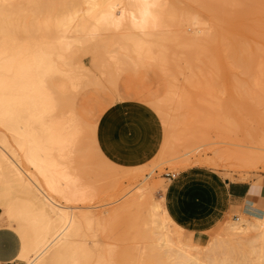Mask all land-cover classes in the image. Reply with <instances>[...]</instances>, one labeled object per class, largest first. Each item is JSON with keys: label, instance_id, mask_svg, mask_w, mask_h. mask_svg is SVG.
<instances>
[{"label": "bare ground", "instance_id": "1", "mask_svg": "<svg viewBox=\"0 0 264 264\" xmlns=\"http://www.w3.org/2000/svg\"><path fill=\"white\" fill-rule=\"evenodd\" d=\"M225 1L228 0H215L214 2L203 0V4L200 3V5H203L204 9L206 8L209 13H212L211 17L213 19H215V16L223 18ZM171 3L169 0H0V227L12 230L19 238V251L16 257L12 258V261H18L17 264H114L115 256H113L111 250V240L109 241L99 233L103 229L106 218L101 215L102 213L98 214L93 210L90 206L93 204H83L88 200L87 197H91L93 193L89 190L90 187L87 188L88 185L83 186L81 184L80 177L71 172L72 169L69 168V153L72 150L77 152L80 150L79 142L82 133V127L75 109L78 110L80 107L82 110V107L79 106L81 104L79 95L81 98L85 89L90 88V86L85 87L87 82L83 84L85 89L79 87L82 77L85 76H83V71H76V68H82L81 65L76 64V58H78L76 53H80V50L86 45L90 51L93 50L94 52L95 49L90 48L92 42L95 44L99 41L103 43L110 42L118 47H104L105 50H103L112 62L118 61L120 55H123L124 58L129 59L128 62L132 61L133 66H136L135 64L147 62V60H151L150 58L155 57L152 54L154 43L157 41L165 43V39L162 41L159 39L165 38V35L168 37L167 34L177 30L185 31V25L187 24L194 26V33L188 35L180 32V36L185 41L187 40L193 46L197 45L198 47L201 40L208 41L211 44L215 39V35L213 31H208L211 27L210 23L206 21L207 19L203 20V18L200 19L198 16L190 14L184 10L185 7L181 11L179 10V20L177 22L168 21L174 8ZM158 5L163 6L161 12L156 10ZM220 10L223 16L219 13L214 15L215 12H220ZM104 31H108L106 32L108 35L104 33L102 37L101 33ZM177 36L179 37V35ZM182 37L180 38L182 39ZM159 42L158 44H161ZM174 42H176V39ZM167 44L169 45V43ZM81 46L82 48H79ZM78 48L80 50L77 52ZM161 48L166 49L164 45ZM88 49L86 50L88 51ZM238 50L237 54L233 53L236 62L248 69L247 67L252 63V57L254 56H251L252 54L248 52H242L244 50L242 46ZM87 51L83 50V53L86 52L84 54H87ZM90 51L91 57L92 54L95 57V52ZM204 51L203 48L199 50L203 54ZM199 52H197V55H200ZM79 53L77 55L79 58L84 55L81 54L82 50ZM160 53L162 52L160 51ZM100 54L99 50V56L102 55ZM165 54L166 52L163 56ZM197 55L195 54V56ZM99 59L101 58L99 57ZM120 59L118 62L122 63V58ZM97 60V57L96 60L93 59V61ZM99 61L98 63H100ZM98 63L93 62V66L94 64L98 65ZM90 64L92 65V62ZM114 65L116 64L114 63ZM149 65L151 71L152 66ZM129 67L128 65L129 70L126 71L125 69L123 71L126 75L120 72L122 75L115 77L117 81L123 75L127 78L132 77L130 74L134 68L130 70L132 67ZM139 68V72L136 73L137 70H135L133 76L140 78L144 76L145 78L146 75V80H148L147 78L150 79L152 74L155 73L156 75L158 69H155L156 72L148 76V69L144 68L147 70V74H145L143 66ZM108 69L105 68L110 72V69ZM112 70L115 71L117 68L115 70L112 68ZM261 70H264L263 62ZM99 72L102 73V71ZM126 72H129L130 74H128L131 77ZM90 73L92 72L90 71ZM87 75L89 74L87 73ZM144 78H141V80H144ZM117 86L121 85L118 84ZM117 86L115 85V88ZM154 87H156L155 84ZM77 88L84 91H80L83 94H78V89L77 99L74 100L75 107L73 108L68 104L71 101H68V99V103H66L63 95H67V93L71 95L73 92L71 93L70 90L74 91ZM135 88L137 89V87ZM93 89L85 91L86 95H84L88 103L86 101H82V103L86 106L90 100L95 101L94 99H99V96L101 98L100 93L102 94L105 90V88L102 91L100 88L97 90V86ZM67 90L70 92H66ZM104 94L106 95V93ZM70 95L67 97L72 98ZM90 95L96 96L94 98L91 96L93 98L91 99ZM97 96L98 98H96ZM104 99L110 103L107 98ZM97 101L92 105L102 103V100L101 102ZM65 104L69 107H65ZM89 105L91 106V104ZM94 106L90 109L96 110L98 104L96 107ZM103 106L105 107V105ZM97 110L100 112L99 109ZM96 111L95 113L98 116ZM257 112L259 113V111ZM83 115V118H85V114ZM193 115L196 116L197 114L194 113ZM97 116L95 122L90 121L91 124L89 122V127H92H90L92 133L89 146L92 144V151L96 150L102 157L101 159L106 160L107 165L108 162L110 163L109 167L111 168L114 167L111 166L112 164L115 167L118 164L108 160L99 145V138L106 135V130L111 127L121 130V127H123L131 131V135L134 137L135 135L146 136L150 134L146 120V118H150V114L147 112L115 108L110 103L107 104L98 118ZM256 119L264 123L263 115L256 117ZM187 122L186 124L189 126L191 122ZM193 133L190 132L191 136H193ZM120 137L121 135L116 140L115 148L118 154L123 155L126 159L128 144L121 141ZM154 140L153 138L144 139L139 146L142 147L141 150L149 152L150 160L157 161L159 158L162 159L167 150L164 145L162 147L159 145L161 148L158 149L157 141ZM166 145L172 148L170 143ZM162 149H165V151H162ZM161 152L165 153L162 154ZM92 155L94 156V153ZM155 158L157 159L155 160ZM96 159L99 160V158ZM145 160L147 162V159H142L143 162L140 163H136L138 160H132L131 162H135V164L133 163L132 166L126 165V167L141 172L147 164L144 162ZM95 163H98V161ZM150 186L148 187L147 182L146 184H140L136 188V194L134 193L135 196L131 199V202L127 201L125 205H119L122 208L121 211H127L130 207H133V204L143 203L142 198L147 199V201L149 198L152 199ZM172 186L173 184H169L166 187L167 196H162L157 200L153 198L152 201H149L151 204L149 205L148 202L147 206L149 209L152 208L151 210L147 209L149 218L147 216L146 220L149 219L148 227H150V234L152 233L151 235L154 238V247H157L155 253H158V256L155 255L158 257L156 260L159 264L160 262L163 264H250L249 261H252L250 254H253L252 252L255 253L259 250L264 256V214H243L241 211L242 216L237 215L236 218L224 221L219 234L203 248H195L196 243L193 245L184 242L182 239L184 225L178 223L174 217L175 210L173 207L179 201L171 189ZM89 193L90 195H88ZM91 199L92 197L89 200ZM116 215L118 216V214ZM250 233H253L252 237H249ZM260 258L262 259V257ZM257 259L254 264H256V261H261V259ZM0 264H2L1 261Z\"/></svg>", "mask_w": 264, "mask_h": 264}, {"label": "rangeland", "instance_id": "2", "mask_svg": "<svg viewBox=\"0 0 264 264\" xmlns=\"http://www.w3.org/2000/svg\"><path fill=\"white\" fill-rule=\"evenodd\" d=\"M214 1L211 0V2ZM169 2H172L171 4L174 8L173 12L169 15L168 21L173 20L174 22H177L179 20L178 12L184 7V10L190 14L196 15L200 19L203 18V20L207 19L206 21H208L211 26L208 31H213L215 35V39L211 42V44L208 41L201 40L202 42L200 41L199 45V47H201L199 48L197 45L193 46L192 43L187 42V40L185 41L184 38L180 36V32L183 34L187 33L188 35H193L194 33V26L187 24L185 25V31L177 30L174 31L175 33L173 32L167 34L168 37L165 35V38L162 37L159 39L161 41L165 39V43L162 41L164 44L159 41L153 44L154 47L152 46V48L154 50L152 49V54L155 56L154 58H150L151 60H147V62L144 61L145 63L140 62L135 64L136 66H133L134 63L132 61L128 62L129 59L127 57L124 58L123 55H120L121 57H119L118 60L120 61V58H122V63L118 61L112 62V60L107 57L104 51L105 48L112 46H114V48L118 47L113 45V43L108 42V44L99 41L98 43L100 44L96 43V45L92 42L93 46L90 43V48L95 50L98 49L97 51L94 50L95 53L93 50L90 51L87 45L81 49L82 53L79 49L82 48V46L77 49V52L80 50L81 54L86 53H83V50L87 51L86 49H88V53L81 55V59L77 56L79 52L76 53V57H78L76 58L77 61L75 60L76 64L81 65L82 67L76 68V71H83V76L85 77H82L79 87L85 89L86 86H90V88L86 87V92L89 89L95 88V86H97V90L100 88L101 91L105 88L103 93H100L101 98L99 96V99H97L99 101L94 99L97 102H101L102 100L103 104L95 103L96 105L94 106L92 103L95 101L90 100L89 104H91V106L89 104H87V106L86 104L84 105L82 101L84 102L87 99L85 96L86 92L80 88H77L74 91L70 90L71 93L73 92V95H70V93L63 95L65 102L68 103L67 100L69 99L68 101H71L68 103L69 106L74 108V100L75 98L77 99L76 96L78 94H83V92L80 93V91H84L85 94H83L81 98L79 95V100H81V104L79 106L82 107V110L80 107L79 109L81 111H78L79 109H75L76 115L79 119L78 121L82 127V142L80 140V150L78 152L76 150H72L71 153H69V168L73 170H70L71 172L80 177L81 184L83 186L88 185L87 188L90 187L91 189L89 190L93 193L91 195L92 199L89 200L91 197H87L88 200H86L83 204H93L90 205L93 210L98 214L102 213L101 215H104L106 218L104 220L105 223L103 229L102 231H99V233L106 237L109 241L111 240V250L113 252V256H115L114 264H156V262L159 264L156 260L158 259V257H156L158 253H155L157 251V247H154V238L153 235H151L152 233L150 234V227H148L149 219L146 220L149 214L147 213V209H149L147 208L148 202L152 201L153 198L154 200H157L162 196H167L166 187L169 184H181V180L183 178V174L181 172H187V168H206L222 178H228L229 180L234 181L260 183L264 186V123H261L256 119V117L260 115H263L264 117V70H261L262 62L264 64V0L225 1L224 3H226V5H223L224 14L221 13V10L220 12L217 11L214 14L217 15L219 13L221 16L224 15V17L217 18L215 16V19L211 17L212 13H209V10L206 8L204 9L202 7L203 5H200V3L203 4V0H169ZM156 10L157 12H161L163 10V6L158 5ZM106 32L108 31H104L101 35L104 33L108 35ZM170 35L171 38L169 39ZM177 35H179V37ZM104 37L106 36L104 35ZM180 37H182V39ZM175 39L176 42L181 39V42L178 41L176 43L174 42ZM158 42L161 44H158ZM167 43H169V45ZM170 44L172 45L170 46ZM163 45L167 51L170 49L173 50L167 52L165 51L166 49L161 48ZM240 46L244 49L242 52H248L252 54L251 56H254L252 57L253 64L251 63L249 67H247L248 69L242 66V64H238L235 60V54L239 52L238 49ZM202 48L205 50L204 54L203 52H199ZM99 50L101 54L106 57L101 54V56H99ZM195 50L199 52L198 54L200 55H197ZM89 51L93 52L96 56L94 57L92 54L91 57ZM160 51L162 53H160ZM165 52L168 54L163 56ZM156 53L159 55L158 57H156ZM195 54L197 56H195ZM96 57L100 60V63H98V60L93 61L94 58L96 60ZM99 57L101 59H99ZM155 58L158 59L156 60ZM89 59L92 60L90 61ZM106 59L109 60L107 61ZM104 60L110 63H107ZM91 62L92 65L90 64ZM93 62L98 63V65L94 64L95 67L99 66L96 67L97 69L93 66ZM114 63L116 65H114ZM106 65L107 67H105ZM128 65L130 67L133 66L132 68L129 67L130 70L134 68L131 74L128 72L132 77L126 72L131 78L124 77L126 74L123 71H125V69L126 71L129 70ZM148 65L152 66V72L150 71L151 68L148 67ZM109 66L114 70L117 68V70L113 71ZM142 66L144 72L147 71L145 69H148V72L150 73H148V76H150L153 72H156L155 69L157 68L158 74H152L153 77L151 76L150 79L147 78L149 81L146 80V75L145 78L141 75L143 76L141 78H144V80H141L138 76H133L134 71L137 70L136 73L139 72L138 68H142ZM118 67L120 68L119 70ZM84 68L87 70L85 71ZM89 68L91 70H88ZM105 68H109L110 70H108L110 72L105 70ZM90 71L92 73H90ZM99 71H102V73ZM111 71L112 73L115 72V76L111 73ZM120 72L124 73V75L123 77L118 78L117 81V78L115 77H118L121 74ZM87 73L89 75H87ZM145 74H147V72ZM85 83L86 85L84 87L83 84ZM117 83L121 86H117ZM154 84L156 87H154ZM115 85L117 88H115ZM149 86L150 91L148 90ZM135 87H137V89ZM68 91L69 90L66 92ZM104 93H106V95ZM68 94L72 96L73 101L72 98L67 97L69 96ZM88 94H90V92H88ZM91 96H93V98L95 97L94 95H90L89 97L91 98ZM103 96H105L104 98H107L115 108H127L135 112L144 111L150 114V118H146L150 134L146 136L135 135L134 137L131 135V131L128 130L127 138L125 135L120 137L121 141H125L128 144L125 155L126 159H131V161L138 160L136 163H140L142 159H147V162L146 160L144 161L147 164L141 172L137 169L136 172L135 170L126 167V165L132 166L135 162H126L127 164L125 163L122 166L117 165L116 167L111 163V166H114L111 168L109 167L110 163L108 162L107 165L106 160H102V157L96 152V150L92 151V144L89 146L91 143L90 135L92 133V130L90 129L91 126L89 127V122H95L94 120H96L97 116L95 111L97 109L100 110V112L98 110L96 111L98 112V116H100V113L102 114L107 104H110L109 102H106L107 100L102 98ZM83 98L84 100H82ZM96 98H98V96ZM103 99L106 102L105 104ZM103 105H105V107ZM69 106L65 104V107L68 108ZM93 106H97L98 108L96 107V110L93 108L90 109V107ZM256 110L259 111V113ZM194 113L197 115L194 116ZM83 114H85V118H83ZM191 119L193 120V123ZM188 120L190 121L187 122ZM186 122H191V126H188ZM189 131L196 134L193 133V136H191L192 134H190ZM147 138L155 139L154 141H157V144L160 142L161 147L164 145L168 152L165 151V149H162V151L166 152H161L162 154L165 153L164 156H162V159L159 158L157 161L150 160L149 152L141 150L142 147L139 145ZM169 143L172 148L166 145H169ZM92 153H94L95 160ZM96 158H99V160ZM68 159L67 161L69 163ZM156 159L157 158H155V160ZM96 161H98V163H95ZM106 165L108 166L107 169L105 168ZM167 171L176 173V176L174 178H168V176L165 175V172ZM146 182L148 187L151 185V188L149 189L152 191V199L149 198L147 201V199L144 200L142 198V201H144L143 203H139V205L133 204V207H130L127 211L124 210L125 212H122V204L125 205V202L127 201L131 202V199L136 194V188L140 184H146ZM176 187L180 188L181 185H176ZM88 195H90V193ZM150 204L151 203L149 202V205ZM151 209L152 208L149 210ZM118 211L120 212L118 213ZM116 214H118V216ZM241 214L242 212L238 214V216H242L244 213L242 215ZM108 216L109 218L107 219ZM174 217L178 223L184 225V231L182 233L183 241L193 245L196 243L194 245V247L196 246L195 248H203L219 234L224 221L226 222V220L236 218L237 216L227 214L220 219V221H217L215 225L204 230L190 228L185 224V222L179 219L176 213L174 214ZM252 234L253 233H250L249 237H252ZM256 245L258 246V244ZM252 253L253 254H250V257L252 258L253 264L256 258L260 260V257H262V259L259 262H264V256H262V253L259 250ZM220 256H222V254ZM252 261H249V263L252 264ZM259 262L256 261V264H260ZM17 263L18 261H14L10 264ZM161 263L162 262H160V264Z\"/></svg>", "mask_w": 264, "mask_h": 264}, {"label": "crops", "instance_id": "3", "mask_svg": "<svg viewBox=\"0 0 264 264\" xmlns=\"http://www.w3.org/2000/svg\"><path fill=\"white\" fill-rule=\"evenodd\" d=\"M120 135H125L127 138V128L121 127V130H118L111 127L106 130L105 136L99 138V145L108 160L122 166L131 160L127 161L123 155H119L115 148L116 140ZM159 145L160 142L158 147ZM186 171L188 173L181 172L182 183H174L171 189L179 201L173 207L175 213L190 228L204 230L215 225L227 214L237 216L241 211L246 214H264L263 184L229 180L201 167L187 168ZM19 244V238L15 232L6 227H0L2 264L14 262L12 258L16 257Z\"/></svg>", "mask_w": 264, "mask_h": 264}, {"label": "built area", "instance_id": "4", "mask_svg": "<svg viewBox=\"0 0 264 264\" xmlns=\"http://www.w3.org/2000/svg\"><path fill=\"white\" fill-rule=\"evenodd\" d=\"M165 175L168 176V178H174L176 176V173L171 172V171H167V172H165Z\"/></svg>", "mask_w": 264, "mask_h": 264}]
</instances>
